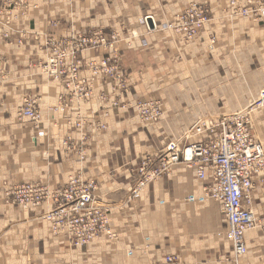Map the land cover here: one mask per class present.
<instances>
[{"label": "crops", "instance_id": "crops-1", "mask_svg": "<svg viewBox=\"0 0 264 264\" xmlns=\"http://www.w3.org/2000/svg\"><path fill=\"white\" fill-rule=\"evenodd\" d=\"M193 2L210 10L196 39L186 41L162 29ZM247 4L27 0L12 5L0 0V264H164L171 254L181 264H233L231 245L220 236L227 228L221 204L199 200L205 182L185 164L173 165L147 184L141 198L130 196L143 160L150 159L148 169L158 166L168 141L198 121L248 108L253 132L264 144V104L256 101L264 88V16L234 12ZM147 15L153 18L149 25L142 22ZM91 31H102L108 38L116 32L120 39L113 46L85 50L82 64L117 58L128 79L127 89L116 92L119 98L128 103L160 101L163 114L158 122H142L131 107L111 109L103 117V107L111 102H101L97 95L111 92L113 79L94 80L93 96L86 100L46 74L48 38ZM82 70V75L91 76L90 70ZM62 94L70 98L69 107L55 111ZM27 96L36 100L41 112L39 128L19 114ZM78 115L88 123L105 122L107 128L92 131L87 126L84 136L74 127ZM200 138L193 135L189 140ZM73 176L96 181V199L111 208V233H101L88 245H76L64 232L53 231L45 220L52 203L23 208L8 194L23 183L53 189ZM262 179H256L253 191L259 217L264 214ZM246 242L249 251L240 264H264L261 231H249Z\"/></svg>", "mask_w": 264, "mask_h": 264}, {"label": "built area", "instance_id": "built-area-1", "mask_svg": "<svg viewBox=\"0 0 264 264\" xmlns=\"http://www.w3.org/2000/svg\"><path fill=\"white\" fill-rule=\"evenodd\" d=\"M12 5L27 0H7ZM233 4H235L233 2ZM253 7H250L252 6ZM236 14L264 16V0H248L243 8H234ZM210 10L204 4L193 2L172 21L162 25V29L172 30L186 41L199 36L210 19ZM151 15L143 18L149 25ZM119 34L111 33L108 38L102 31L78 33L76 36L56 39L50 37L47 45L51 49L44 71L54 79L61 80L73 95L86 100L92 98V82L100 78L116 85L111 92L101 91L97 98L101 102H111L103 107V117L110 115L114 108H133L144 123H156L162 118L163 109L158 100H136L124 102L119 93L128 87V79L121 65L116 64L117 58L107 56L100 61L86 60L82 64L80 55L87 49H96L103 45L113 46L119 41ZM214 42V39L212 40ZM91 71V76L82 75V69ZM112 93V94H110ZM115 93V94H114ZM115 96V97H113ZM70 98L60 95L53 110L65 112L69 107ZM257 104H264V88L259 92ZM21 117H27L39 128L41 112L32 96H27L19 110ZM87 117L78 115L74 119V127L87 135V126L92 131H103L107 124L100 120L89 122ZM39 134H42L40 131ZM201 138L190 141V137ZM65 140L64 144H68ZM84 150L80 156L85 157ZM150 159L145 158L140 167L141 176L132 187L130 199L142 196L143 189L150 182L167 172L173 165L185 164L195 176L204 181L203 195L199 200H215L221 204L227 228L220 236L231 245L233 264H240L248 253L246 236L249 231L259 230L264 240V214L258 216L253 209V191L256 179L263 178L264 187V144L254 132L250 109L243 108L230 115L215 120H201L187 128L179 137L170 139L160 154V162L154 168H147ZM96 181L85 180L80 176L71 177L66 184L53 189L33 183L13 186L8 194L23 208L37 207L45 202L52 203V208L45 215L55 233L64 232L74 244L88 245L103 232L110 234L108 229L111 208L100 204L94 191ZM192 200L194 196L190 197ZM164 264H181L177 255H167Z\"/></svg>", "mask_w": 264, "mask_h": 264}, {"label": "rangeland", "instance_id": "rangeland-1", "mask_svg": "<svg viewBox=\"0 0 264 264\" xmlns=\"http://www.w3.org/2000/svg\"><path fill=\"white\" fill-rule=\"evenodd\" d=\"M144 17H145V16H144ZM144 17H143V18H144ZM143 18H142V22H143ZM143 24L148 25V24H146V23H144V22H143ZM204 28H205V27H204ZM203 30H204V29H203ZM203 30H202V31H203ZM202 31H201V32H202ZM199 35H200V34H199ZM195 39H196V38H195ZM128 108H129V107H127V109H128Z\"/></svg>", "mask_w": 264, "mask_h": 264}]
</instances>
